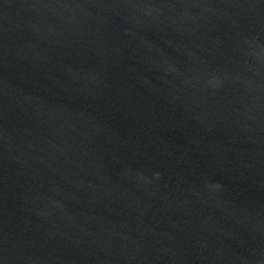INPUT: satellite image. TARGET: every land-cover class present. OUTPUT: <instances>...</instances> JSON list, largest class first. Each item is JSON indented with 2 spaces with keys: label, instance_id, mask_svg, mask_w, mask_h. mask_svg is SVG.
Wrapping results in <instances>:
<instances>
[{
  "label": "water",
  "instance_id": "obj_1",
  "mask_svg": "<svg viewBox=\"0 0 264 264\" xmlns=\"http://www.w3.org/2000/svg\"><path fill=\"white\" fill-rule=\"evenodd\" d=\"M0 264H264V0H0Z\"/></svg>",
  "mask_w": 264,
  "mask_h": 264
}]
</instances>
